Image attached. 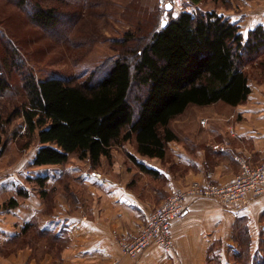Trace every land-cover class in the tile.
Returning <instances> with one entry per match:
<instances>
[{
    "label": "crops",
    "instance_id": "obj_1",
    "mask_svg": "<svg viewBox=\"0 0 264 264\" xmlns=\"http://www.w3.org/2000/svg\"><path fill=\"white\" fill-rule=\"evenodd\" d=\"M245 15L222 14L237 22L244 36L264 24V8L251 17ZM249 85L247 100L238 106L195 107V122L180 127H186L181 129L182 139L168 143L164 158L141 156L126 143L96 167L88 158L73 155L64 165L30 168L31 176H26L24 163L6 168L5 155L0 154V264H258L264 260V195L244 206L190 199L184 218L172 223L171 252L151 246L133 259L121 253L115 239L138 233L164 197L188 183L229 184L240 172L242 159L254 165L264 161V81ZM187 111L179 120L192 114ZM202 118L207 119L204 125L196 122ZM37 150L38 146L30 160ZM36 175L46 178L43 200L51 192L56 194L50 207L34 191L32 183L41 189L33 181ZM21 190L30 195H19ZM12 198L18 202L13 207L8 205Z\"/></svg>",
    "mask_w": 264,
    "mask_h": 264
},
{
    "label": "trees",
    "instance_id": "obj_2",
    "mask_svg": "<svg viewBox=\"0 0 264 264\" xmlns=\"http://www.w3.org/2000/svg\"><path fill=\"white\" fill-rule=\"evenodd\" d=\"M31 17L44 27L56 20L53 10L40 5ZM161 25L126 38L120 56L98 80L71 83L59 77L28 76L26 100L18 115L26 125L20 137L28 139L22 148L38 146L30 166H60L78 155L96 167L126 143H134L141 156L164 158L168 143L178 139L171 123L187 109L219 103L235 107L247 100L250 66L264 54V24L244 36L237 22L216 10L198 9L169 13ZM1 72L0 64V93L9 88ZM33 181L45 188L42 175ZM42 194L46 197L47 190ZM17 203L12 198L8 205Z\"/></svg>",
    "mask_w": 264,
    "mask_h": 264
},
{
    "label": "rangeland",
    "instance_id": "obj_3",
    "mask_svg": "<svg viewBox=\"0 0 264 264\" xmlns=\"http://www.w3.org/2000/svg\"><path fill=\"white\" fill-rule=\"evenodd\" d=\"M168 2L173 6L171 12L165 7ZM37 5L54 11L56 20L53 25L44 27L34 22L31 16ZM258 8H264V0H209L200 5H192L190 0H0L1 76L9 82V88L0 93V118L3 121L0 127V153L5 155L4 167L24 163V175L31 176L27 171L33 168L29 158L36 151L37 145L32 146L29 152L22 148L28 139L20 137L26 125L23 117L18 115V108L26 100L24 83L28 76H35L39 80L59 77L71 83L98 80L106 74L111 61L120 56L126 38L142 33V29L146 31L152 25L159 28L169 13H194L201 9L216 10L221 15L230 11L251 17ZM14 58L16 62H12ZM249 72L250 81H264V54L254 66H250ZM195 107L187 109V112H192L187 119L179 120L182 118L180 116L171 123L172 129L177 131L178 139H182L184 131L181 129L186 128L180 127L195 122ZM207 107L227 106L219 103ZM196 122L204 125L207 119H198ZM127 146L133 148L135 145L127 143ZM193 182L197 181L188 183L183 189ZM32 185L43 200V189ZM25 192L27 195L23 197L30 195L28 191ZM55 196L51 192L48 199L43 200L47 202V207L53 205ZM123 237L115 236L117 245L124 256L132 258L120 247L118 239Z\"/></svg>",
    "mask_w": 264,
    "mask_h": 264
},
{
    "label": "built area",
    "instance_id": "obj_4",
    "mask_svg": "<svg viewBox=\"0 0 264 264\" xmlns=\"http://www.w3.org/2000/svg\"><path fill=\"white\" fill-rule=\"evenodd\" d=\"M230 131L233 133V130ZM94 176L99 177V174L94 173ZM263 195L264 161L254 165L242 159L241 170L231 183L193 182L188 188L168 195L138 233L128 238H120L118 242L122 251L132 258L139 257L151 246L171 252L175 247L171 232L172 223L184 218L190 199L210 198L227 206H244Z\"/></svg>",
    "mask_w": 264,
    "mask_h": 264
},
{
    "label": "snow or ice",
    "instance_id": "obj_5",
    "mask_svg": "<svg viewBox=\"0 0 264 264\" xmlns=\"http://www.w3.org/2000/svg\"><path fill=\"white\" fill-rule=\"evenodd\" d=\"M166 7H167L168 9H171V8H172V4H168V5H166ZM161 26H163V24H162Z\"/></svg>",
    "mask_w": 264,
    "mask_h": 264
},
{
    "label": "water",
    "instance_id": "obj_6",
    "mask_svg": "<svg viewBox=\"0 0 264 264\" xmlns=\"http://www.w3.org/2000/svg\"><path fill=\"white\" fill-rule=\"evenodd\" d=\"M168 4H171V3H170V2H168L166 5H168ZM166 9H167V11H169V10H171L172 8H171V9H168V8L166 7Z\"/></svg>",
    "mask_w": 264,
    "mask_h": 264
}]
</instances>
